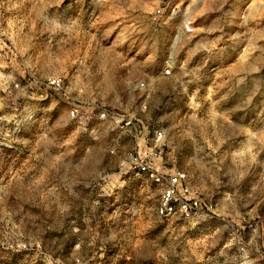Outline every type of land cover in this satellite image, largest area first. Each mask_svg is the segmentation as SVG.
Listing matches in <instances>:
<instances>
[{"label": "rangeland", "instance_id": "rangeland-1", "mask_svg": "<svg viewBox=\"0 0 264 264\" xmlns=\"http://www.w3.org/2000/svg\"><path fill=\"white\" fill-rule=\"evenodd\" d=\"M0 52L23 86L3 105L19 128L0 152V264H264V0H0ZM156 130L210 216L158 217L154 188L116 168Z\"/></svg>", "mask_w": 264, "mask_h": 264}, {"label": "built area", "instance_id": "built-area-1", "mask_svg": "<svg viewBox=\"0 0 264 264\" xmlns=\"http://www.w3.org/2000/svg\"><path fill=\"white\" fill-rule=\"evenodd\" d=\"M172 15L178 13V8L170 7ZM158 14L162 9L156 10ZM194 33V23L191 19H184L181 23V34L191 35ZM39 85L50 91L63 94L71 103L68 116L84 124L86 114L83 110L82 101L77 96L71 95V90L66 84V78L62 75H47L41 80L36 79ZM78 94L83 91V83L79 82ZM145 81L137 82L136 87L144 88ZM22 81L18 74L7 73L4 68L2 53L0 52V152L13 148L12 139L16 136L19 123L15 113L5 109L4 102L11 101L14 105L18 100L14 91L22 90ZM47 98V95H40ZM91 110L96 113L98 119H105L110 111L92 103ZM15 109V108H14ZM123 128L132 124L133 119L122 116ZM164 132L156 130L151 143L136 145L125 151L120 158L117 168L121 174L133 179H145L149 189L154 188L158 196L155 212L162 219H170L180 216L184 219H200L211 215L206 207L205 199L201 191L193 184L192 177L187 170L166 168L163 156ZM114 153V150L111 151ZM247 229L258 232V223H248Z\"/></svg>", "mask_w": 264, "mask_h": 264}, {"label": "crops", "instance_id": "crops-1", "mask_svg": "<svg viewBox=\"0 0 264 264\" xmlns=\"http://www.w3.org/2000/svg\"><path fill=\"white\" fill-rule=\"evenodd\" d=\"M251 10V8L248 10V12ZM245 11H247V8H245ZM249 15V13H247ZM117 168V166H116ZM141 183V187L142 188V193L143 194H147L148 190H149V185L147 180L145 179H134L133 185L136 186V184Z\"/></svg>", "mask_w": 264, "mask_h": 264}]
</instances>
